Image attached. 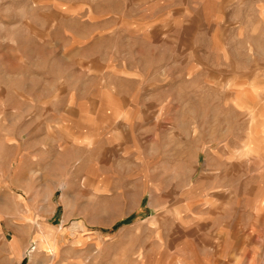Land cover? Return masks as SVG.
<instances>
[{"label":"rangeland","instance_id":"374dc122","mask_svg":"<svg viewBox=\"0 0 264 264\" xmlns=\"http://www.w3.org/2000/svg\"><path fill=\"white\" fill-rule=\"evenodd\" d=\"M0 264H264V0H0Z\"/></svg>","mask_w":264,"mask_h":264}]
</instances>
